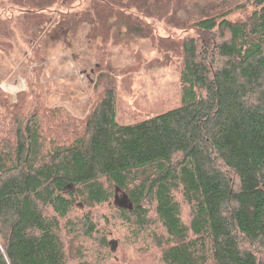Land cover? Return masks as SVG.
I'll return each instance as SVG.
<instances>
[{"label":"trees","instance_id":"16d2710c","mask_svg":"<svg viewBox=\"0 0 264 264\" xmlns=\"http://www.w3.org/2000/svg\"><path fill=\"white\" fill-rule=\"evenodd\" d=\"M102 1L110 7L77 11V0H16L20 13L0 15L5 74L2 56L18 57L13 37L29 42L19 65L34 68L84 22L144 34L139 17L132 23ZM160 1H136L132 11ZM257 7L243 22L195 21L198 37L182 42L178 105L131 124L117 120L113 85L93 91L87 117L59 107L52 121L70 132L61 139L46 128L38 88L20 95L40 116L10 111L0 92V264H68L69 215L76 204H107L111 188L126 199L115 210L129 239L151 238L162 264H264V0ZM80 232L97 239L87 219Z\"/></svg>","mask_w":264,"mask_h":264},{"label":"rangeland","instance_id":"374dc122","mask_svg":"<svg viewBox=\"0 0 264 264\" xmlns=\"http://www.w3.org/2000/svg\"><path fill=\"white\" fill-rule=\"evenodd\" d=\"M136 1L140 0H112L111 3L130 22L139 17L146 37L127 31L119 23L109 27L84 22L77 26L74 37L69 38L68 32L44 60H35L34 68L19 65V56L29 42L23 38L15 41L13 37L10 42L16 46L18 57L13 61L7 53L2 56L5 64L11 66L8 74L0 66V77L6 76L0 79V92L8 97L10 111L20 108L39 116L41 112L46 128L58 138L67 137L70 132L58 130L52 116L62 107L76 118L87 117L96 104L93 91L97 87L98 93L106 85L114 86L117 120L121 124L166 112L180 101L182 42L187 37H198L195 21L218 15L221 16L216 18L225 17L231 22L247 21L261 0H161L146 14L132 11ZM95 3L110 7L102 0H77L73 7H78L77 11H91ZM17 7L21 5L16 0H0V15L8 19L19 12ZM115 19L112 16L110 21ZM93 27L99 28L92 31ZM221 33L214 34L217 41L225 38ZM32 85L41 95L39 112L21 107L20 92L29 94ZM110 191L113 193L107 204L91 209L76 204L69 215L68 228L63 226L61 231L68 264H162L151 238L129 239L130 234L115 210V205H127L126 199L120 192L114 194L112 188ZM83 219L95 225L98 235L94 241L84 239L80 232ZM154 229L161 234L158 228ZM110 242L116 243L113 250Z\"/></svg>","mask_w":264,"mask_h":264},{"label":"water","instance_id":"95a60500","mask_svg":"<svg viewBox=\"0 0 264 264\" xmlns=\"http://www.w3.org/2000/svg\"><path fill=\"white\" fill-rule=\"evenodd\" d=\"M70 187V186H69ZM110 244L112 245L111 249L113 250L115 248V242H110Z\"/></svg>","mask_w":264,"mask_h":264}]
</instances>
